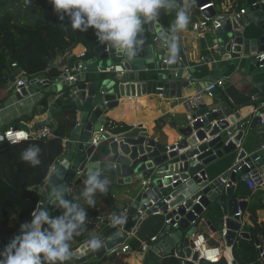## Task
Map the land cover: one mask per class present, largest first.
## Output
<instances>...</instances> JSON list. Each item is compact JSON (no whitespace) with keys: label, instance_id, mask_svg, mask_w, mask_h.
<instances>
[{"label":"water","instance_id":"obj_1","mask_svg":"<svg viewBox=\"0 0 264 264\" xmlns=\"http://www.w3.org/2000/svg\"><path fill=\"white\" fill-rule=\"evenodd\" d=\"M194 2L199 14L220 23L212 39L216 48L214 51L223 61L240 55L254 57L256 53L264 51V1L246 0L244 15L248 24L235 17L227 19L224 16H216V11H220L218 7L215 9L211 6L199 11L200 7L210 4L211 0ZM146 25L148 33L154 34L156 39L152 41L143 33L144 45L134 61H126L106 45L95 41L87 49L91 58L85 61L78 59L73 64L76 70L79 69L76 82L69 84L57 78L51 81V89L44 90L46 93L68 90L74 99L72 110L75 114L80 110V113L69 134L61 162L56 167L58 175L52 176V172L42 185L28 189L38 192L37 205L48 208L42 189L48 184L65 186L70 189L67 198L71 199L74 182L80 176L86 175L89 166L102 168L103 177L111 178L113 183L130 185L129 192L135 197L127 210L128 220L124 229H117L102 239L104 246L99 250H91L86 243L82 244L79 247L80 252L75 255L76 264L96 263L105 256L116 254L128 241L129 233L134 235L142 221L158 214L170 222L164 224L156 236V241L151 245L164 247L167 251L175 248L179 264H195L197 253L192 251L191 235L204 219L209 225L208 218L214 216L212 213L216 209H219L222 216L220 230L216 235L225 244V253L218 264H227L226 254H231L236 239L259 246L257 232L250 231L247 225L242 224L240 215H237L238 210L243 212L245 203L235 199L234 192L237 183L241 179H247L244 174L248 169L244 164L253 169L257 186L264 187L256 173L258 168L264 166V158L258 152L248 153L244 145L247 129L252 130L264 124L263 108L257 109L250 121L241 120L240 115L233 113L230 105L226 103H222L219 110L212 112L201 108L190 114V122L185 125L177 127L173 124L180 139L169 146L158 145L140 125L122 132L117 137H108L101 146L93 144V139L99 136L103 125L104 111L116 107L119 100L130 96L129 94L133 96L135 88L137 93L140 90L142 94L180 98L182 89L193 88L199 91L211 83H217L220 75L216 71L212 76L207 74L198 77V69L189 67L182 49L177 44L175 55L170 54L163 43L166 35L157 22ZM159 49L164 53H159ZM71 52L72 47L65 54L57 52L51 66L58 71L63 69L68 64ZM253 62L257 65L254 59ZM116 64L122 66L125 72L114 78L112 83H106L94 76L97 71ZM149 64L153 65L150 74L140 76L138 72L144 71L145 65ZM213 67H216V63ZM19 72L15 69L5 84L11 98L18 101L34 94L42 85L50 84L48 80L42 84L30 80L16 92L11 87ZM254 89V94L258 95L256 98L264 96V84H257ZM251 98L256 99L253 95ZM3 108L4 104H0V110ZM53 113V110L50 111L48 116ZM49 122H42L39 127ZM182 150L184 152L179 153ZM232 153L235 154L237 163L234 168L241 166V169L237 173L226 172L209 177L211 171L208 172V169L227 159ZM141 180L146 183L145 187L141 184L138 186ZM135 222L136 226L133 228ZM17 235H20V231ZM10 242L11 240L8 243ZM143 255L139 252L137 257L142 260ZM155 261L157 257L153 255L151 259H146L145 263L154 264ZM231 264L236 262L232 260Z\"/></svg>","mask_w":264,"mask_h":264},{"label":"crops","instance_id":"obj_2","mask_svg":"<svg viewBox=\"0 0 264 264\" xmlns=\"http://www.w3.org/2000/svg\"><path fill=\"white\" fill-rule=\"evenodd\" d=\"M211 2L214 4L213 6L215 9L216 7L220 8V11H216V16H224L227 19L230 17H235V15H237L240 10L246 9V0H211ZM176 3L177 5L186 9L190 18L186 30L177 33L175 40V43L182 49L189 67L198 69V77H202L207 74L212 76L213 72L215 71L218 73V75H220L217 80V82L220 83L217 87H215L214 95L212 97L206 98L204 108L212 112L219 110L222 103H226L230 105L233 113H238L240 115L241 120L250 121L255 115L257 109L261 107L264 110V107H262L264 96L262 95L259 98H256L258 95L254 94V86L257 84H264V68H258L253 62L254 58L251 56L243 57L240 55L237 58H231L229 60L223 61L214 51V43L212 39L214 31L212 28L207 27L198 31L192 28L194 23L204 18L201 14H199L194 0H176ZM175 11L176 10L173 9L171 12L175 13ZM240 21L244 22L245 24L249 23L246 19V15L241 16ZM156 22L158 23V21ZM159 28L164 31L165 35H169L168 31L160 24ZM143 33L150 37L152 41L156 39L154 34L152 35L148 33L147 25H145ZM83 52H87V48L79 44L72 48L71 55H73L78 60V56ZM158 52L164 53L161 49H159ZM142 54L140 55L143 56ZM90 58L91 56L86 53V57L81 60L85 61ZM147 60L142 59V61ZM214 63H216V67H213ZM114 66L120 65L116 64L113 65V67ZM152 69L153 65H145V70L138 72V74L140 76H147L150 74ZM122 70L124 73L125 71L123 68ZM121 74L122 73H102L97 71L94 73V76H97L99 80L107 83L108 81L111 82L114 78ZM38 80H42V83L45 81L42 78H39ZM51 87L52 85L50 81L49 85H42L40 87L41 89L38 88V91H35L34 94L18 101L14 98H11V94H7L9 90L6 89L4 85L0 90V99L8 95V100L5 103L4 108L0 110V131L4 130L5 128L12 127L15 129L31 132L39 127L40 123L42 122H49L50 120L58 122L61 120H66V117L70 118L72 114L70 110L74 109L73 97L69 95L68 90L62 91L61 93H46L44 91L51 89ZM195 92H197V90L193 88L190 90L182 89V96L180 98H177L176 96L163 98L161 95L156 94H142L140 90L137 93L135 88V94L133 96L129 94L130 96L120 99L116 107L112 108L111 110L104 111L102 120L105 122L112 121L118 125L128 126V130L140 125L146 129L149 138L153 139L158 145L169 146L180 139L173 127V124H175L177 127H180L190 122L189 118L191 112L186 100ZM252 95L256 99L251 98ZM42 98H46L45 108L38 105ZM52 110L54 113L51 114V116H48ZM63 110L66 111V116H62V114L59 115V113H61ZM79 113L80 110L76 111V117L74 116L76 121L78 119ZM109 136L112 137L113 133H109ZM68 139L69 136L64 139L65 145L67 144ZM244 142L248 153L258 152L259 155L264 158V124L252 130L247 129ZM103 143L104 142H100L97 145L101 146ZM183 152L184 150L179 151V153ZM63 154L64 152L54 163L55 168L58 167L59 163L61 162ZM235 163V154L232 153L227 159L219 161V163L217 162L213 168L208 169V172L209 170L211 171L209 177H214L216 175L219 176L229 172ZM52 172L53 171L50 169L48 176ZM107 178L112 183L111 192L116 206L121 210L124 208H129L135 197L129 192L131 189L130 185L124 183H113L111 178ZM143 181L144 180L138 182V186L140 184L142 186ZM234 197L235 199L245 203V209L240 214V220L242 224L247 225L250 228V231L257 232V237L259 239L258 241H260V228L262 225H264V210L260 209L255 211V204L258 203L260 205H264V187L257 186L255 190H250L243 181H240L235 187ZM208 220L209 225L206 224L207 220L204 219L195 233L202 234L206 238L208 245L218 247L225 253L224 241L216 235V232L220 230V219L209 217ZM164 224L165 218L158 214L157 216H154L153 219L142 221V223L137 226L134 235L129 233V239L135 238L140 242L147 241L151 237L157 236ZM135 226L136 222L133 228ZM94 234H98L96 226L87 233L86 237L89 239L90 236ZM77 243L78 242L72 240L71 247H74L77 245ZM254 247L258 249V256L256 255L257 259L250 262H253V264H262V259L260 257L261 248L259 249L260 246L255 245ZM171 251L175 252L176 249H171ZM139 252L140 251H127L125 253L118 252L115 254L116 257L114 262L110 264H146V259H151V256H153L150 254L143 255V259L140 260L137 257ZM226 255L228 257L227 264H231L232 260L238 264V260L234 256L232 250L231 254ZM162 256L163 255H161V257ZM161 257H157V261ZM157 261H155V263ZM82 264L94 263L84 262Z\"/></svg>","mask_w":264,"mask_h":264},{"label":"trees","instance_id":"obj_3","mask_svg":"<svg viewBox=\"0 0 264 264\" xmlns=\"http://www.w3.org/2000/svg\"><path fill=\"white\" fill-rule=\"evenodd\" d=\"M174 18L175 13L161 10L158 23L168 31ZM95 39L93 29L80 32L70 27L67 17L60 21L48 0H30V2L0 0V90L15 69L20 70L30 80L42 78L54 81L60 74L56 68L51 66L57 57V52L65 54L71 47L74 48L79 44L88 49L94 44ZM76 60L73 55H70L68 65H73ZM13 64L16 68L12 67ZM7 94H11L10 91ZM7 96L0 99V104L5 105L8 100ZM45 100L46 98H42L38 105L45 108ZM70 111L71 119L66 117V120L58 122L50 120L48 126L53 133L51 138H30L15 145L0 144V251L9 244V240L16 236L22 224L31 221V213L37 207L39 194L28 188L42 185L48 177L50 168L64 152V139L69 136L76 124L75 111ZM60 114L63 116L66 111L63 110ZM105 127L113 134H120L129 129L128 126L115 123L113 126L109 121L105 122ZM32 145L40 148L41 163L35 168L20 159L21 153ZM102 178L105 177L102 176ZM85 179L86 175L80 176L74 182L71 191V199L80 203L85 209L87 219L84 231L73 238L78 242L72 247L73 251L86 243L87 233L95 228L98 217L111 212L119 214L122 211L116 206L111 192L112 183L108 178H106L109 181L107 193H97L95 207L89 208L81 197ZM260 209L264 210V205L256 203L255 211ZM48 211L52 217L61 214L60 210L52 206L48 207ZM212 214L221 221L219 209ZM260 229L259 249L264 250V225ZM115 230V227H103L97 235L104 239ZM126 244L131 252L139 251L140 241L137 239H128ZM232 252L238 264H253L250 261L256 260L258 256V249L254 247V244L242 239L235 240ZM115 257V254L105 256L94 264H110L114 262ZM154 264H179V260L171 251Z\"/></svg>","mask_w":264,"mask_h":264},{"label":"clouds","instance_id":"obj_4","mask_svg":"<svg viewBox=\"0 0 264 264\" xmlns=\"http://www.w3.org/2000/svg\"><path fill=\"white\" fill-rule=\"evenodd\" d=\"M48 3L60 21L67 17L70 27L80 32L93 29L101 44L129 62L134 61L143 48L145 25L158 21L161 10L169 13L176 10L168 29L169 35L163 40L172 56L176 52V34L186 30L190 20L186 9L177 5L176 0H48ZM20 159L33 168L39 166V146L26 148ZM54 175H58V168L53 170ZM102 176V168L89 166L81 192L89 208L95 207L97 193L106 194L108 191L109 181ZM69 191V188L57 184H48L42 189L47 206L55 207L61 214L52 217L46 206L37 205L31 213V221L20 226V235L13 237L0 252V264H67L72 260L71 241L84 231L87 219L80 203L66 198ZM110 222L117 226L125 220L114 213ZM86 244L91 250H99L104 241L94 234Z\"/></svg>","mask_w":264,"mask_h":264},{"label":"built area","instance_id":"obj_5","mask_svg":"<svg viewBox=\"0 0 264 264\" xmlns=\"http://www.w3.org/2000/svg\"><path fill=\"white\" fill-rule=\"evenodd\" d=\"M260 1V0H258ZM264 1V0H262ZM213 6V3L207 4L203 7L199 8V11H202L208 7ZM245 14V10H240L237 15H235L236 19H240L241 16ZM220 26L219 22L214 21L213 19L208 18H202L198 22L194 23L192 28L196 31L200 29H204L207 27H211L213 31H215ZM95 41H98L96 38ZM214 50L216 49L215 46H213ZM86 57V52L81 53L78 58L83 59ZM254 60L257 64V67L262 69L264 68V51L258 52L254 55ZM13 68H16L15 64L12 65ZM20 71V70H19ZM102 73H123L122 67L120 66H111L108 68H105L104 70H99ZM59 76L57 78H60L61 81H66L69 84L76 82L77 75L79 74V69H75L74 65L69 66L68 64L59 71ZM66 75V76H65ZM26 76L20 71L18 76L16 77L15 83L12 85L11 89H15V91H19V87L25 86L26 83L28 84L30 79L27 78L25 81L24 78ZM38 83H42V80L34 79ZM220 82L217 83H211L210 85L204 87L203 89L193 93L187 98V105L189 107L190 112H195L201 108L205 107L206 98L212 97L214 95L215 87L218 86ZM262 116V113H260V117ZM110 124L114 126V123L112 121H109ZM109 133H111L106 127H105V121H103V125L101 126L99 130V136L95 137L93 139V144L96 146L100 142H105L109 136ZM119 134H113L112 137H117ZM53 136L52 130L46 124L43 127H37L34 131L27 132L25 130L21 129H15L12 127H9L7 129H4L0 131V144L7 143L9 145H15L23 141H27L30 138H36V139H42V138H51ZM237 165L232 167V169L229 171V173H237L238 170L241 169L240 167L234 168ZM248 171L244 174L247 179H241L247 187L250 190H255L257 188V184L255 181V178L253 177V169L250 168L249 165L244 164ZM52 171L55 169V166L53 165L50 168ZM257 176L259 179L264 183V166H261L256 171ZM146 183L143 182L142 186L145 187ZM227 186V184H225ZM128 208L122 209V211L117 214L124 218L125 222L123 224L112 226L110 222V217L114 212L108 213L106 215L100 216L97 218V230H99L103 227H115L117 229H124V226L128 220ZM237 215H240L242 212L238 210ZM116 214V213H115ZM170 220H165V224H168ZM156 241V236L151 237L147 241H141L139 246V251L142 252L144 255H154L156 257H161V255L169 254L171 251H167L166 248L162 247H153L151 244ZM191 245H192V251L197 253V259L195 264H218L221 259L223 258L224 251H221L218 247L210 246L208 245L206 238L202 234L194 233L191 235ZM120 251L122 253H125L127 251H130L127 244H124L120 247ZM118 253V252H117ZM173 255L175 258L179 259L178 252H173ZM260 257L262 259V264H264V250L260 252Z\"/></svg>","mask_w":264,"mask_h":264},{"label":"rangeland","instance_id":"obj_6","mask_svg":"<svg viewBox=\"0 0 264 264\" xmlns=\"http://www.w3.org/2000/svg\"><path fill=\"white\" fill-rule=\"evenodd\" d=\"M150 219H153V218H150ZM81 246V245H80ZM1 251H3V250H1ZM80 252V250H79V248L78 249H76L75 251H73L74 252V257L72 258V260H70V261H68L67 262V264H76V260H77V258H76V254L77 253H79ZM82 264V263H81Z\"/></svg>","mask_w":264,"mask_h":264}]
</instances>
